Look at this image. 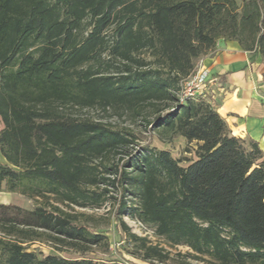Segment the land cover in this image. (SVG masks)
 Here are the masks:
<instances>
[{
  "label": "trees",
  "instance_id": "1",
  "mask_svg": "<svg viewBox=\"0 0 264 264\" xmlns=\"http://www.w3.org/2000/svg\"><path fill=\"white\" fill-rule=\"evenodd\" d=\"M221 41L264 62V0H0V264H126L98 219L109 205L134 255L150 263L264 264V151L235 136L214 91L181 102L182 84ZM217 75L219 87L224 78ZM197 143L181 166L131 127ZM153 228L164 246L130 231ZM104 219V218H102ZM50 245L56 254L31 251ZM63 253L76 255L66 258Z\"/></svg>",
  "mask_w": 264,
  "mask_h": 264
},
{
  "label": "crops",
  "instance_id": "2",
  "mask_svg": "<svg viewBox=\"0 0 264 264\" xmlns=\"http://www.w3.org/2000/svg\"><path fill=\"white\" fill-rule=\"evenodd\" d=\"M204 64L211 77L230 73L224 78L225 87H219L217 80L211 87L216 97L222 98L219 113L235 136L257 140L264 151L262 58L255 52L244 51L237 42L221 41L217 49L206 56ZM178 138L189 144L184 137Z\"/></svg>",
  "mask_w": 264,
  "mask_h": 264
},
{
  "label": "rangeland",
  "instance_id": "3",
  "mask_svg": "<svg viewBox=\"0 0 264 264\" xmlns=\"http://www.w3.org/2000/svg\"><path fill=\"white\" fill-rule=\"evenodd\" d=\"M231 42V41H230ZM206 57L201 58L202 61H205ZM201 59H199L201 61ZM198 60V61H199ZM84 114L93 116L94 118H104V121L111 122L113 124H119V126L123 127H131L137 132H141L144 135L150 137L153 142V146L161 149L169 151L172 156L177 159L181 160V166H188L192 162L196 161L197 156L195 154V149L197 147V143L194 142L192 144H187L185 141H180L179 138H175L173 142L166 143L163 142L158 138V136L154 133L152 135L149 134V132L145 128V123L142 119L133 120L129 116H124L122 118L117 117L115 114H105L101 112L100 110H84ZM0 163H6L3 157L0 155ZM0 204H14L18 205L27 209H31L34 207V202L32 200L27 199L23 195L19 193H11L6 191L5 189L0 192ZM79 212H85L87 214L92 215L94 218L98 219V224L101 225V231L106 234L110 240V243L112 244L111 251L113 252L112 255L109 253H105L101 250H94L92 254L90 255L92 258H101L104 260H118L119 262L126 263V264H158V263H150L145 262L141 260L138 256L134 255V247L129 246L123 238L120 237L119 233L117 232L115 225L113 221L112 223L108 225V219L110 218L109 212H110V206L106 205L102 207L101 209H76ZM104 218V219H102ZM124 222L128 225L130 228V231L132 233H135L141 237H148L149 240L153 243H158L164 246L163 240L159 239L155 233L153 228L149 226L142 225L141 223L134 221L130 219L129 217H124ZM168 251L171 252L172 257L175 259V261H171L168 264H178V260H180V257H177L178 254H187L188 252H191L189 248L185 246H179L176 248H169L165 246ZM31 251H35L38 254L43 253H51L56 254V251L50 247V245L46 243H39L35 242L30 244ZM63 256L66 258H76V255L70 254V253H63ZM193 264H202L201 262L196 263L193 262Z\"/></svg>",
  "mask_w": 264,
  "mask_h": 264
},
{
  "label": "built area",
  "instance_id": "4",
  "mask_svg": "<svg viewBox=\"0 0 264 264\" xmlns=\"http://www.w3.org/2000/svg\"><path fill=\"white\" fill-rule=\"evenodd\" d=\"M210 77L208 67L205 66L202 59L199 60L194 72L182 84L179 94L180 101L185 102L188 98H194L204 92H209L214 84Z\"/></svg>",
  "mask_w": 264,
  "mask_h": 264
}]
</instances>
